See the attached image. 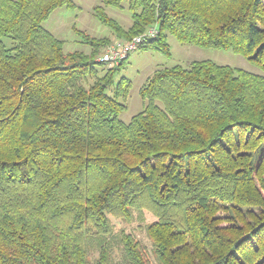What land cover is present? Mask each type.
<instances>
[{"label":"trees","instance_id":"1","mask_svg":"<svg viewBox=\"0 0 264 264\" xmlns=\"http://www.w3.org/2000/svg\"><path fill=\"white\" fill-rule=\"evenodd\" d=\"M125 3L129 28L105 11ZM63 7L75 4L0 0V264H264V76L212 61L159 69L126 124L132 84L115 76L129 57L101 60L155 28L139 49L169 54L171 34L264 72V0H102L94 15L111 37L74 27L89 54L65 53L43 27ZM135 212L155 218L151 252L113 234Z\"/></svg>","mask_w":264,"mask_h":264},{"label":"rangeland","instance_id":"2","mask_svg":"<svg viewBox=\"0 0 264 264\" xmlns=\"http://www.w3.org/2000/svg\"><path fill=\"white\" fill-rule=\"evenodd\" d=\"M75 8L66 7L55 10L49 19L43 23V27L52 33L58 39L64 41V52H82L89 54L92 49L85 42L84 38L78 34L74 27L85 32L93 38L111 37V29L101 23L94 15V8L102 5V0H71ZM106 14L118 21L123 27L129 28L132 24L129 4H123L121 9L115 7H106ZM3 42L7 48H12L14 42L9 38H4ZM167 42L169 45V54L154 49H138L133 52L125 61L123 69L115 76V84L121 78H127L131 81L132 87L129 97L126 100H120L127 109L119 115V119L128 124L131 119L143 111L145 102L140 96V90L146 84V81L157 70L181 66L189 68L195 61H212L218 65L230 66L236 69H242L250 73L264 76V72L251 64L246 58L234 53L232 50L203 49L194 45H183L179 43L175 36L168 34ZM103 52V51H102ZM108 66H98L99 70L107 69ZM113 87L107 90L112 94ZM160 106L161 103H158ZM155 220L154 216L148 212L138 214L135 212V218L131 223H124L119 220H112L113 234L118 235L122 231L134 234L151 252V242L146 236V226ZM116 243V242H115ZM121 249L114 245L115 262H121ZM98 256L97 248L91 250V259L94 261ZM154 264H158L155 258Z\"/></svg>","mask_w":264,"mask_h":264},{"label":"built area","instance_id":"3","mask_svg":"<svg viewBox=\"0 0 264 264\" xmlns=\"http://www.w3.org/2000/svg\"><path fill=\"white\" fill-rule=\"evenodd\" d=\"M157 33V30L152 28L145 34L136 36L129 41L115 40L114 43L106 49L101 60L111 66H117L133 52L138 50L148 38H154Z\"/></svg>","mask_w":264,"mask_h":264}]
</instances>
